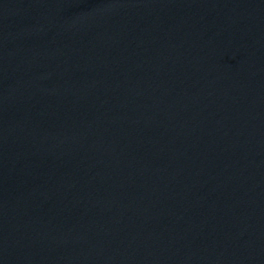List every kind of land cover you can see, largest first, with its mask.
Listing matches in <instances>:
<instances>
[{
  "label": "water",
  "instance_id": "water-1",
  "mask_svg": "<svg viewBox=\"0 0 264 264\" xmlns=\"http://www.w3.org/2000/svg\"><path fill=\"white\" fill-rule=\"evenodd\" d=\"M0 264H264V0H0Z\"/></svg>",
  "mask_w": 264,
  "mask_h": 264
}]
</instances>
